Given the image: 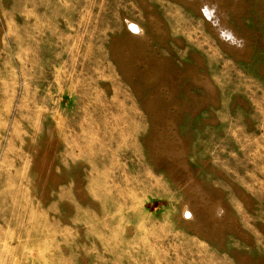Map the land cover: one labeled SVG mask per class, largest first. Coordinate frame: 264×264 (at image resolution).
Returning <instances> with one entry per match:
<instances>
[{
  "label": "rangeland",
  "instance_id": "374dc122",
  "mask_svg": "<svg viewBox=\"0 0 264 264\" xmlns=\"http://www.w3.org/2000/svg\"><path fill=\"white\" fill-rule=\"evenodd\" d=\"M0 264H264V0H0Z\"/></svg>",
  "mask_w": 264,
  "mask_h": 264
},
{
  "label": "bare ground",
  "instance_id": "6f19581e",
  "mask_svg": "<svg viewBox=\"0 0 264 264\" xmlns=\"http://www.w3.org/2000/svg\"><path fill=\"white\" fill-rule=\"evenodd\" d=\"M203 9V8H202ZM204 11H206V13H209V15L210 16H212L213 15V8L210 6V5H205L204 6ZM203 12V11H202ZM204 16V15H203ZM209 16V17H210ZM213 18V17H212ZM218 19V18H217ZM151 20V19H150ZM213 20V19H212ZM128 26H129V32L131 33V34H133V35H135V36H138V37H141V38H143V37H145V30H144V28L139 24V23H137L136 21H134V20H129L128 21ZM230 35H232V34H230ZM215 204V203H214ZM218 205V204H217ZM218 208L219 209H221L220 208V206H218ZM216 209V208H215ZM217 211V210H216ZM189 213H190V211H189ZM222 214V213H221ZM212 216V215H211ZM194 217V216H193ZM214 223H216V222H214Z\"/></svg>",
  "mask_w": 264,
  "mask_h": 264
}]
</instances>
